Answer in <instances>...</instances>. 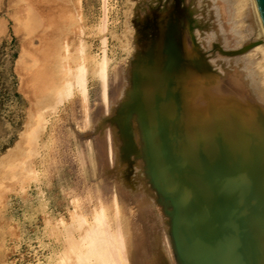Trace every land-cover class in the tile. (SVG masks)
<instances>
[{"label":"bare ground","instance_id":"1","mask_svg":"<svg viewBox=\"0 0 264 264\" xmlns=\"http://www.w3.org/2000/svg\"><path fill=\"white\" fill-rule=\"evenodd\" d=\"M103 4L104 18L97 29L101 33L109 22L105 13L108 0ZM156 5L151 14L142 16V24L152 29L153 38L141 43L143 52L138 53L137 64L130 68L132 86L119 108L122 137L131 127L133 145L143 160L149 144L145 137H152L157 153L164 149L170 155L171 166L161 162V157L158 165L177 195V211L184 217L173 227L180 241L177 253L181 264H191L194 255L202 257L204 264H264V26L256 0H161ZM82 26H78L81 34ZM102 43L104 54L93 70L87 66L82 40L77 56H59L64 58L59 65L62 86L54 93H58L54 105L45 110L43 105L50 97L44 94L45 103L40 100L45 113L30 143L43 136L48 128L47 116L56 114L75 92L88 101L91 75L100 81L103 99L108 102L110 62L106 40ZM61 46L62 51L69 47ZM211 46L230 59L209 58L206 51ZM175 58L177 62L169 66L168 61L172 64ZM179 74L183 82L176 79ZM157 108L160 113H156ZM35 144L34 157L39 143ZM27 169L20 170V176L25 177L19 182L38 178L35 165H30L26 175ZM172 169L180 173L171 175ZM12 177H6V182L10 183ZM149 201H138L144 225L131 236L117 209L113 221L104 208L94 211L91 222L79 214L70 227L62 220L65 243L56 264H154L157 245L163 251V244L157 219L148 209ZM194 224L200 226L203 236L184 241L189 252L180 243L183 232Z\"/></svg>","mask_w":264,"mask_h":264},{"label":"rangeland","instance_id":"2","mask_svg":"<svg viewBox=\"0 0 264 264\" xmlns=\"http://www.w3.org/2000/svg\"><path fill=\"white\" fill-rule=\"evenodd\" d=\"M105 1L0 0V264H56L65 243L61 221L70 227L79 214L91 222L94 211L102 208L112 221L117 209L127 235H134L136 228L144 225L138 203L144 198L150 199L148 209L157 219L163 244V251L157 245L154 264H181L177 253L180 241L171 239L169 217L158 203L145 163L133 153L117 126L118 109L132 86L130 68L143 52L141 43L153 38L152 29L142 24V16L151 14L161 0H108L105 13L109 22L101 33L97 29L104 18ZM82 23L83 34L78 28ZM104 39L110 62L108 102L103 99L100 81L91 75L87 102L75 92L74 98L60 105L56 114L47 116V131L38 141L35 139L39 143L35 158L36 142L30 141L42 123L46 107L54 105L62 86L59 56H77L82 40L87 66L93 70L104 54ZM61 45L69 49L62 51ZM214 48L206 51L209 58L230 59ZM182 77L179 74L176 79L183 82ZM43 96L50 97L51 102L43 105ZM164 104L167 103L161 106ZM30 165L36 166L38 178L19 182L25 177L20 176V170L28 168L26 174ZM9 176L12 178L7 183ZM16 179L18 182H12Z\"/></svg>","mask_w":264,"mask_h":264},{"label":"water","instance_id":"3","mask_svg":"<svg viewBox=\"0 0 264 264\" xmlns=\"http://www.w3.org/2000/svg\"><path fill=\"white\" fill-rule=\"evenodd\" d=\"M256 4L258 7L260 18H261L263 26H264V0H256ZM167 40H168V38H167ZM176 58H175V61L173 59L172 64H171V60L168 61L169 66H171V65L174 66L175 62H177ZM134 64H137V61H135ZM135 86H137V84ZM125 103H129V101L125 102ZM125 103H123V104H125ZM118 116H119L118 117L119 119L117 120V126L120 123V111H119V109H118ZM126 134H128L127 137H126ZM123 138H124V140L127 139L128 142H130L131 150L133 151L134 154H136L137 158H139V159L142 158L140 155H138L136 153L137 149L133 145L132 128L131 127L128 126L126 128V130L124 131V137ZM144 140H145V143H147L146 140L149 143V144H147L148 147L146 148V157L144 158L145 160H143V162L145 163L146 175L149 178L150 184L152 185L153 189L158 194L159 205H161L163 207L165 214L169 217L170 235H171V239H172L173 237H177L176 233H175V236L173 234V230H174L173 227L175 226V223L178 221L179 224H181V222H183V220H184V217L180 216V212H178V211H180V205L178 208V204H177V202H178L177 198L178 197L174 192L171 191L168 182L165 180V178L160 173L162 171L158 165V161H161V159L163 158L162 159L163 161H161V162H164L165 164L169 163L168 165L171 166L172 160L170 158V155L164 149H162V152H158V153L156 152L152 137H147V138L145 137ZM201 150L207 156V153L205 152V150L204 149H201ZM160 157H161V159H160ZM169 173L171 175H174V173H180V172L176 169L175 170L172 169L171 171H169ZM183 234H184L183 238L181 239L182 248H184V249H186V251L188 250L190 252V247L188 246V243H184V241H188L187 238H189V237L193 238L194 240H197L199 238V236H201L202 231H201L199 225L194 224V227H189V229L185 230V233L183 232ZM202 236H203V234H202ZM192 260L193 261H191V264H204L202 257H198V256L194 255V256H192Z\"/></svg>","mask_w":264,"mask_h":264}]
</instances>
